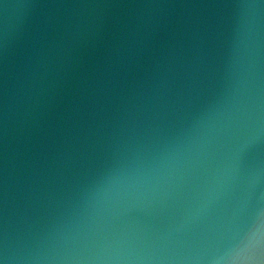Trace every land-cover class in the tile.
I'll return each mask as SVG.
<instances>
[{
	"label": "water",
	"instance_id": "95a60500",
	"mask_svg": "<svg viewBox=\"0 0 264 264\" xmlns=\"http://www.w3.org/2000/svg\"><path fill=\"white\" fill-rule=\"evenodd\" d=\"M0 264H264V0H0Z\"/></svg>",
	"mask_w": 264,
	"mask_h": 264
}]
</instances>
